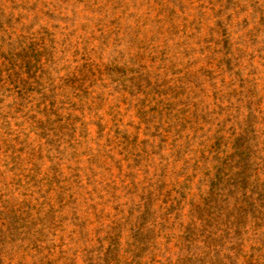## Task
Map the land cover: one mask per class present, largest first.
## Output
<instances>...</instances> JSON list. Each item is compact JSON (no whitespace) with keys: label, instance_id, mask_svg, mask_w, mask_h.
Listing matches in <instances>:
<instances>
[{"label":"rangeland","instance_id":"obj_1","mask_svg":"<svg viewBox=\"0 0 264 264\" xmlns=\"http://www.w3.org/2000/svg\"><path fill=\"white\" fill-rule=\"evenodd\" d=\"M0 264H264V0H0Z\"/></svg>","mask_w":264,"mask_h":264}]
</instances>
